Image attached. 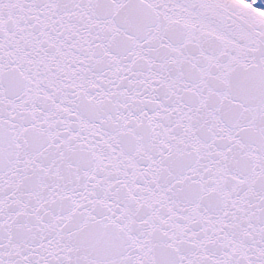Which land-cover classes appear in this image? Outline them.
I'll list each match as a JSON object with an SVG mask.
<instances>
[{"label":"snow or ice","instance_id":"1","mask_svg":"<svg viewBox=\"0 0 264 264\" xmlns=\"http://www.w3.org/2000/svg\"><path fill=\"white\" fill-rule=\"evenodd\" d=\"M0 264H264V0H0Z\"/></svg>","mask_w":264,"mask_h":264}]
</instances>
